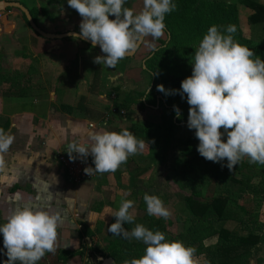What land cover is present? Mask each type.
<instances>
[{"label": "crops", "instance_id": "0c3cea01", "mask_svg": "<svg viewBox=\"0 0 264 264\" xmlns=\"http://www.w3.org/2000/svg\"><path fill=\"white\" fill-rule=\"evenodd\" d=\"M16 4L25 6L50 36L37 32ZM125 6L138 12L143 0ZM242 7L247 6H239L240 21ZM81 20L67 0H0V76L20 74L18 87L0 81V127L7 124L5 133L13 137L9 150L0 153V224L10 210L24 204L60 215L56 251L37 264H86L88 257L90 263L101 264L100 255L90 248L98 246L103 225L112 221L124 193V199L134 202L130 213L141 217L142 202L132 184L136 178L146 182L145 173L151 170L142 171L140 165L142 156L153 154L148 152L151 139L144 131H150L146 126L151 121L159 124L157 109L142 110L139 100L133 99L151 85L152 76L144 67V59L154 49L151 45L156 48L168 35L164 31L155 41L146 37L134 55L107 67L94 63L96 56L104 55L100 47L74 35L64 36L80 34ZM74 127L78 131L73 132ZM102 128L117 132L127 128L144 140L146 153L130 155L115 172H96L92 180L72 182L58 155H69L70 143L89 144L88 133ZM82 245L84 256L60 259L58 250L73 251Z\"/></svg>", "mask_w": 264, "mask_h": 264}, {"label": "clouds", "instance_id": "9594fccd", "mask_svg": "<svg viewBox=\"0 0 264 264\" xmlns=\"http://www.w3.org/2000/svg\"><path fill=\"white\" fill-rule=\"evenodd\" d=\"M67 2L82 17L80 37L90 40L93 46L98 44L104 53L96 56L94 63L107 67H115L146 37L159 40L166 27L165 15L177 7L172 0H143V7L137 12L125 6L126 0ZM236 30L232 24L223 31L220 26H210L195 48L192 74L181 81L180 90L157 85V90L165 95L177 91L182 98L186 95L187 126L195 129L198 153L212 162L226 159L230 171L244 157L249 163L264 165V60L234 39ZM151 47L155 48V44ZM174 111L179 118V108L174 106ZM76 131L74 127L73 132ZM88 140L89 144L70 143L67 153L70 159H75L74 153L84 158L91 155L95 167L84 169L89 175L93 171L115 172L130 155L145 148L144 140H138L127 128L120 132L94 130L88 133ZM12 142L13 137L0 128V153L7 152ZM126 195H122L118 210L112 214L116 220L108 226V232L142 241L146 247L142 256L123 264H195L194 248L135 223L129 211L134 202L124 199ZM143 200L149 215L165 220L170 217L158 196L145 193ZM60 220L58 213L45 207L34 209L24 204L10 210L6 222L0 224L7 264H37L46 253H54ZM126 223L135 226L127 230Z\"/></svg>", "mask_w": 264, "mask_h": 264}, {"label": "trees", "instance_id": "16d2710c", "mask_svg": "<svg viewBox=\"0 0 264 264\" xmlns=\"http://www.w3.org/2000/svg\"><path fill=\"white\" fill-rule=\"evenodd\" d=\"M130 1L132 0H126V3ZM172 2L177 7L165 15L164 21L168 38L144 59V67L152 76L150 91L147 90L143 95L140 94V97L136 94L139 99H133L134 103L139 100V107L142 110L163 106L167 111L163 117L165 122L163 134L160 132L158 135V132L154 130L144 131L145 138L151 139V144L147 145L148 152L155 151L158 144L164 151L169 150L175 139V132L178 128L187 126L189 104L186 95L182 98L179 91L176 94L165 95L157 90V85L163 84L168 90H180L181 81L192 74L195 48L210 26H220L223 31L227 25H235L237 30L233 34L234 39L264 60V43H255L242 31L239 23L238 3L232 0H172ZM238 2L253 9L254 13L250 16V21L253 26L263 29L264 4L254 0ZM12 74H1L0 81H10L12 86L18 87L20 74L17 72ZM174 106L180 110L179 118L174 111ZM7 127L8 125L4 124L0 128L5 131ZM191 130L195 131V129ZM184 142L177 164L184 186L189 188L191 193L184 200V210L188 215L183 221L181 217H178V221L182 222L181 230L174 232L171 229L174 224L171 217L165 220L149 215L144 200L140 204V209L145 211V215L143 217L134 216L135 223L143 224L152 231L164 232L168 240L183 241L185 245L195 249L194 256H206L207 263L250 264L249 255L258 254L261 249L259 244H264V224L260 221L259 212L264 202V178L256 189H253L252 182L254 166L258 168L263 165L258 163L251 165L242 159L230 171L226 166V159L218 163L212 162L198 153L199 140L196 135ZM144 153L146 152H141L142 155ZM149 168L150 165H147L142 168V171H147ZM236 172L240 173V178L234 176ZM214 182L223 187V192L218 195L205 196L204 187ZM249 189L255 192L260 199L255 209H250L243 203L245 192ZM115 220L116 217L113 216L111 224ZM135 223H126L124 227L131 230ZM230 224H235L236 227L232 228ZM211 239H216V242L205 244L206 240ZM145 247L142 241L128 240L122 236L113 235V240L109 245L92 246L90 249L94 254L113 257L115 264H123L125 260L130 261L132 258L142 256ZM58 251L60 259L64 262L76 255L84 256L86 247L82 245L77 250ZM5 253L6 249L2 243L0 244V264H7ZM48 254L46 253L45 256ZM260 258V264H264V256ZM90 262V257H88L86 264H92Z\"/></svg>", "mask_w": 264, "mask_h": 264}, {"label": "rangeland", "instance_id": "374dc122", "mask_svg": "<svg viewBox=\"0 0 264 264\" xmlns=\"http://www.w3.org/2000/svg\"><path fill=\"white\" fill-rule=\"evenodd\" d=\"M234 3H237L240 0H232ZM258 1L259 3L264 4V0H254ZM251 8L247 6V8L242 7V21H240V14H239V23L242 28L244 35L247 37L252 38L255 43H264V27H256L253 26L250 21V12ZM252 13L254 12L253 9L251 10ZM242 22V23H241ZM262 25V24H261ZM139 106V103L137 104ZM162 107V106H161ZM157 106L155 109H157L156 116L158 117L159 124H156L154 121L152 122V125L150 123L146 126L148 129L154 130L155 132L163 134L165 122L163 120L164 115L166 114V110L164 107ZM151 109H154L152 107H149ZM162 109V110H161ZM223 131V130H222ZM176 134L175 139L172 142V147H170L169 150L164 151L161 145L158 144L157 149L153 151L152 155L144 156L141 167H145L147 165H150L151 170H149L147 173H145V179L146 182L141 179H134V184H132V187L135 189L133 192H136V199H138V202H142L143 198L141 199V195L145 193H148L150 195H156L158 196L164 203L165 207L170 211L171 219L173 220L174 224L171 227V229L174 232H177L181 230L182 228V222L184 218L188 215V213L185 212V197L191 193V190L189 188H185L183 183V178L181 174L179 173V167L177 164V159L181 156V151L183 149V145L185 144V140L188 139L191 136H195V131L188 128V126H182L178 128V130L175 132ZM177 137V141H176ZM226 139V134L223 137ZM176 141V142H175ZM182 142V143H181ZM162 143V141H161ZM183 144V145H182ZM244 161H246L248 164H256V163H249L248 157L243 158ZM254 177H253V189L258 188L260 185V182L264 178V165L257 168V166H254L253 171ZM237 178H240V173L236 172L235 175ZM140 181V182H139ZM138 188V190H137ZM142 190V193L140 194L139 190ZM221 192H223V187L220 185H216L214 182L213 184L208 185L207 187H204V195L205 196H211V195H218ZM135 198V197H134ZM260 198V197H259ZM258 195L255 194L251 189L246 190L245 195L243 197V203L250 209H255L258 207ZM260 212V221L264 224V202L259 210ZM145 215V211L143 210L140 212V216L143 217ZM178 217H181L182 220L178 221ZM113 220V219H112ZM112 222V221H111ZM111 222L109 225H103L105 227V231L101 232V234L97 238V244L98 246H107L111 243L113 240V234L108 232V226L111 225ZM230 227H236L235 224H230ZM98 235V234H97ZM212 242H216V239L206 240L205 244H209ZM260 250L258 254L253 255L250 254L248 258H250V264H260V257L264 256V244L260 243ZM195 264H210L206 261V256H194Z\"/></svg>", "mask_w": 264, "mask_h": 264}, {"label": "built area", "instance_id": "2783aa9c", "mask_svg": "<svg viewBox=\"0 0 264 264\" xmlns=\"http://www.w3.org/2000/svg\"><path fill=\"white\" fill-rule=\"evenodd\" d=\"M112 112H116V109H112ZM74 157L75 159H70L69 155L63 153L58 155L60 162L67 171L69 179L74 183L92 180L95 177L96 172L93 171L92 175H89L85 173L84 169L86 167H95L93 158L90 155L86 158L80 157L78 155Z\"/></svg>", "mask_w": 264, "mask_h": 264}, {"label": "water", "instance_id": "95a60500", "mask_svg": "<svg viewBox=\"0 0 264 264\" xmlns=\"http://www.w3.org/2000/svg\"><path fill=\"white\" fill-rule=\"evenodd\" d=\"M16 7L20 8L21 10L24 11V13L26 14L27 18L29 19V21H30L32 27H33L37 32H39L40 34H42V35H44V36H50L48 33L44 32L43 30H41V29L38 27V25H37L36 22L34 21L32 15L30 14L29 10H28L25 6H23V5H21V4H16ZM69 35H74V36H77V37L81 38L79 33H69V34H64V36H69ZM81 39H83V38H81ZM83 40H85V39H83ZM85 41L88 42L89 44H92V42H91L90 40H85ZM140 45H141V44H140ZM140 45H139V47H140ZM95 46L100 47L98 44L95 45ZM139 47H138V48H139ZM138 48H137L135 51L130 52L128 55H134L135 52L138 50ZM99 259H100V261L102 262L101 264H115V260H114L113 257H103V256H100Z\"/></svg>", "mask_w": 264, "mask_h": 264}, {"label": "flooded vegetation", "instance_id": "af4514ba", "mask_svg": "<svg viewBox=\"0 0 264 264\" xmlns=\"http://www.w3.org/2000/svg\"><path fill=\"white\" fill-rule=\"evenodd\" d=\"M238 3V8H239V6L240 5H242L243 3H239V2H237ZM243 5H245V4H243ZM246 6V5H245ZM250 38V37H249ZM136 53V52H135ZM130 56V55H129Z\"/></svg>", "mask_w": 264, "mask_h": 264}]
</instances>
